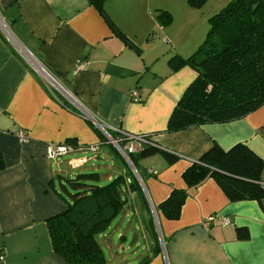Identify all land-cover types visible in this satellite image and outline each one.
<instances>
[{
	"label": "crops",
	"instance_id": "1",
	"mask_svg": "<svg viewBox=\"0 0 264 264\" xmlns=\"http://www.w3.org/2000/svg\"><path fill=\"white\" fill-rule=\"evenodd\" d=\"M152 1L102 3L137 52L114 33L90 0H0L1 264H67L52 249L47 220L66 208L59 195L64 180L86 172L85 167H96L98 160L110 167L106 181L99 175L101 184L132 172L108 140L109 132L118 136L119 131L148 135L176 158L168 162L155 154L137 160L144 200L128 190L122 219H114L97 236L106 264H264V198L231 202L212 178L189 189L182 179L185 169L213 144L228 150L242 143L264 159V105L233 121L166 132L176 102L196 76L189 66L172 71L169 59L190 55L202 36L196 37L187 23L188 7L175 34L168 27L172 21L162 26L154 19ZM20 47L72 93L74 102L50 88L19 54ZM77 63L85 66L75 71ZM133 90L138 101L131 99ZM69 139L78 147L75 151L56 159L46 156L48 143ZM259 181L264 185V170ZM172 189L187 190V196L179 217L170 220L156 207ZM127 221L126 230H133L140 248L134 259L124 252ZM240 227L247 229V238L237 237Z\"/></svg>",
	"mask_w": 264,
	"mask_h": 264
},
{
	"label": "trees",
	"instance_id": "2",
	"mask_svg": "<svg viewBox=\"0 0 264 264\" xmlns=\"http://www.w3.org/2000/svg\"><path fill=\"white\" fill-rule=\"evenodd\" d=\"M202 1L188 0V3L199 6ZM90 2L114 33L138 52L136 45L110 21L103 10V0ZM155 19L166 26L171 23L172 16L166 10L157 9ZM208 24L203 41L190 55H175L169 59L172 71L189 66L196 76L176 102L167 121L166 132L233 121L264 105V0H230L209 17ZM109 134L117 136L114 132ZM144 136L151 141L148 135ZM68 142L74 143L72 139ZM155 154H162L168 162L176 158L153 142L127 154L141 179L143 174L137 160ZM3 168L0 156V170ZM262 170L264 159L246 145L237 143L223 150L213 144L198 161L185 169L182 179L189 189L196 188L206 178H212L231 202L260 201L264 198V185L259 181ZM130 189L144 200L142 189L130 171L103 184L99 174L93 171L66 178L59 193L66 208L47 220L53 251L67 264H106L97 236L106 232L114 219L122 214L129 201ZM186 196L187 190L172 189L156 211L166 219H177ZM150 228L154 230L152 216ZM236 231L238 238L248 237L246 228L240 227ZM152 234L156 235L154 231ZM155 246L158 249V242ZM147 259L145 257L141 262Z\"/></svg>",
	"mask_w": 264,
	"mask_h": 264
},
{
	"label": "rangeland",
	"instance_id": "3",
	"mask_svg": "<svg viewBox=\"0 0 264 264\" xmlns=\"http://www.w3.org/2000/svg\"><path fill=\"white\" fill-rule=\"evenodd\" d=\"M230 0H203L202 3L199 6H193L188 3V0H153L151 2V8L153 12V17L155 19V10L162 9L168 11L172 16V23L168 25V27H171V31L173 33H177L179 29V21L184 17V12L182 11L183 8L188 7V9L191 11V13L187 16V23L190 24V27L192 28L193 32L195 33L196 37L202 36V38H199V40L203 41L206 32L208 30L209 24L208 19L215 13L219 12ZM184 13V14H183ZM128 21V20H127ZM131 27H133L131 24H129ZM186 25V23H185ZM193 26V27H192ZM191 30V31H192ZM201 34V35H200ZM195 37V38H196ZM165 48V47H164ZM169 49V46L166 47V50ZM120 151V150H119ZM121 152V151H120ZM124 156V155H123ZM125 158V156H124ZM126 162L129 164V161L127 158H125ZM96 167H85L83 171L90 172L93 170V168L96 169L97 173L100 175L102 180H105L104 176L109 170V166L101 160H98L95 162ZM130 165V164H129ZM132 168V172L134 173L135 177L138 178V174L135 168H133L132 165H130ZM106 181V180H105ZM123 212L118 216L117 219H115V222H119L122 219ZM115 222L113 225H115ZM128 224V221L124 224V231L122 233L125 234L126 240L123 243V246L127 247L128 249L125 250L126 256L132 257L134 259L133 254L139 251L140 248L137 247L139 245H136L134 243V233L133 230H130L129 232L126 230V225ZM161 238V237H160ZM161 249L164 248V242L162 239H160ZM118 239L115 238V243H118ZM105 253V252H104ZM108 257V256H107Z\"/></svg>",
	"mask_w": 264,
	"mask_h": 264
},
{
	"label": "built area",
	"instance_id": "4",
	"mask_svg": "<svg viewBox=\"0 0 264 264\" xmlns=\"http://www.w3.org/2000/svg\"><path fill=\"white\" fill-rule=\"evenodd\" d=\"M1 22L3 23L2 20ZM2 26L6 28L5 25L2 24ZM18 50H19V54L30 64V66L45 79L46 83H48L50 88L63 91L64 94L67 96V98L74 102L75 99L72 93H69L68 91L64 90L61 87L58 80L46 69L44 65H42L40 62L35 60L34 55L28 49L20 47V49ZM84 66H85L84 63H77L75 71H78V69L83 68ZM130 96L133 101L139 100L138 93L135 90L130 92ZM16 134L20 140L24 141L26 139L25 134L21 130H18ZM118 134L120 135L116 137H111L109 135L110 138L108 136V140L121 151V153L125 156V158H127V160H128L127 157L128 153H133L139 150V148H141L145 144H152V142L149 141V139H147L144 135L141 134H131L125 131H119ZM122 140H125V142L123 143ZM120 143H123V145L120 146ZM77 148L78 147L71 142L55 143V144L48 143L46 145V156L50 159H56L58 157H62L66 154L75 151ZM86 148L91 151H96L97 149L96 146H87ZM211 219L212 217L208 218V220ZM223 223H227V218H223ZM2 260H3V254L0 253V264L2 263Z\"/></svg>",
	"mask_w": 264,
	"mask_h": 264
},
{
	"label": "water",
	"instance_id": "5",
	"mask_svg": "<svg viewBox=\"0 0 264 264\" xmlns=\"http://www.w3.org/2000/svg\"><path fill=\"white\" fill-rule=\"evenodd\" d=\"M108 136H109V135H108ZM109 138H110V136H109ZM133 168H134V167H133ZM138 179H139V181H141L140 178H139V176H138Z\"/></svg>",
	"mask_w": 264,
	"mask_h": 264
}]
</instances>
